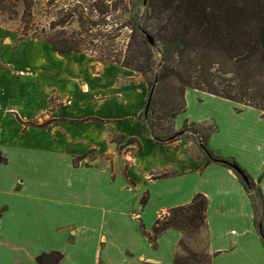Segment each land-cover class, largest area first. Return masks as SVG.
<instances>
[{
	"label": "crops",
	"instance_id": "obj_1",
	"mask_svg": "<svg viewBox=\"0 0 264 264\" xmlns=\"http://www.w3.org/2000/svg\"><path fill=\"white\" fill-rule=\"evenodd\" d=\"M191 91L203 101L221 98L187 89V106ZM54 93L64 102L52 104ZM147 95L146 83L130 68L89 53H61L41 38L21 37L0 26V151L8 160L0 163V264H38L43 253L57 254L58 264H172L182 233L168 229L154 247L140 221L150 231L158 217L190 203L197 193L209 199L208 247L217 252L211 264H264V239L252 201L257 193L246 190L234 169L207 163L200 148L193 152L189 139L160 143L142 134L138 117ZM229 102L222 105L227 108L225 135L219 143L212 131L208 146L235 160L264 199V112ZM90 122L114 131L109 142L126 163L122 182L107 154L95 158L110 161L109 182L98 184L89 175L76 179V173L95 166L77 158L87 161L91 149H97L91 145L86 152L70 154L73 148L59 138L75 141ZM45 131L53 132L48 143L44 137H33L32 143L21 140ZM120 134L138 138L141 148L136 144L133 153L118 154L111 139ZM63 159L66 168L59 166ZM164 172L169 175L155 177ZM136 173L145 184L132 203L123 192L132 191ZM145 193L149 199L143 206Z\"/></svg>",
	"mask_w": 264,
	"mask_h": 264
},
{
	"label": "trees",
	"instance_id": "obj_2",
	"mask_svg": "<svg viewBox=\"0 0 264 264\" xmlns=\"http://www.w3.org/2000/svg\"><path fill=\"white\" fill-rule=\"evenodd\" d=\"M117 3L124 15H129L128 22L122 23L131 29L127 50L122 58V52L114 56L110 45L104 46L107 52L101 50L98 58L130 68L144 77L151 99L148 110L147 98L145 109L138 117L142 134L156 142L173 143L182 139L188 129L192 128L194 133L198 131L201 124L188 120L181 130L175 128L176 117L187 107V89L203 91L264 112V0H131V6L127 0H117ZM101 10L109 13L107 8ZM147 34L154 38L153 45L148 42ZM36 36L61 53H90L81 48L83 40L74 35L66 39L52 35L33 37ZM166 93L171 104L160 116L156 114L155 106L159 97ZM163 119L169 120L168 125L162 122ZM189 123L191 126H187ZM212 131L214 128L203 137L199 148L207 163L217 162L231 169L236 166L238 170L234 171L246 190L257 193L256 200L252 197L255 224L264 239L262 193L235 160L222 158L209 148ZM114 141L120 149L130 144L141 148L136 137L120 134ZM7 161L0 151V163ZM166 175L169 172L155 177ZM148 199V193H145L141 199L143 206ZM208 207V197L197 193L190 203L174 206L158 217L150 231L142 221L140 229L154 247L166 230L176 229L182 233L179 245L185 254L178 252L172 264H211L217 252H210L208 247ZM1 215L2 211L0 221ZM204 233L206 255L187 247L188 240ZM37 261L38 264H58L59 256L43 253Z\"/></svg>",
	"mask_w": 264,
	"mask_h": 264
},
{
	"label": "rangeland",
	"instance_id": "obj_3",
	"mask_svg": "<svg viewBox=\"0 0 264 264\" xmlns=\"http://www.w3.org/2000/svg\"><path fill=\"white\" fill-rule=\"evenodd\" d=\"M127 3H130L129 6H131V0H127ZM105 6H109V8ZM102 8L109 9V13H103L101 10ZM128 20V13L124 15L123 11L118 7L117 0H0V26L9 27L20 35H23V37H33L34 35L48 37L52 35L54 38L59 36L66 39L74 35L83 40L81 48L96 57L102 54L101 50L107 52L104 46L110 45L115 52L114 56L122 52L123 58V54L126 52L130 41L131 29L130 27L122 25V23H126ZM84 29L89 32L85 33ZM89 34H91V36ZM36 38L39 37L36 36ZM157 58H159V55H157ZM136 75L140 80L145 82L142 75L137 72ZM201 98L203 99L202 96H197L191 91L188 98L187 110H185L186 112L180 113L177 118L180 127L177 129L175 124V128L178 131L182 129L187 119L189 122L196 121L201 124L198 126V131L194 133L192 128L188 129L182 137V139H189L192 142L191 148L195 153L200 151L199 144L211 128H214L215 138L221 143L220 137L223 136V134L225 135V125L227 124L225 121V116H227L225 111L227 108L222 105H227L228 103L226 102H229V100L223 101V99L220 98V100L210 99L203 101ZM64 99L62 95L57 93L51 96V101L54 105L64 102ZM170 104L171 99L169 95L167 93L161 95L155 106L156 114L163 116ZM233 106L235 107L238 105L234 104ZM210 112L214 113V115H210ZM162 122L168 125L169 120L163 119ZM29 124L38 125L36 122H30ZM187 126H191V124L189 123ZM83 128L84 133H80L81 137L75 141L69 140L68 142L63 141L67 140L63 139V137L59 138L61 140L60 142H64V144L69 143L70 147L73 148V150H70V154H77L79 151L86 152L91 145L97 149V151L91 149V152L87 155V161L83 159L82 156L77 158L78 162L95 163V166L87 171V173H76V179H83L89 175L90 178L97 181L98 184L100 183L103 185L104 182H109L111 174L110 161L104 156L95 158L97 154H107L113 159L114 172L121 178V182L125 180L126 175L123 169L126 163L121 156L115 155L117 147L115 148L114 144L109 142L114 132L112 128L106 124L96 122H90L89 125ZM250 131L251 134H257L256 130ZM51 134H53V132L45 131L36 135H28V137H23L21 140L32 143L34 141L33 137H44L45 143H48L47 136ZM116 137L117 135H115L114 138L112 137L113 140L111 139V141H114ZM4 146L9 147L6 143H4ZM136 149V144H130L123 149H118V154H131L133 150ZM66 159L60 161L59 166L61 168L67 167L68 164ZM133 178L137 179V182L132 191L129 193L127 191L126 193L123 192L124 197L126 196L132 203L137 200L145 184L142 174L136 173ZM120 187L122 188L121 185ZM187 247L193 251L206 255L205 233L200 237L188 240ZM179 252L185 254L182 250Z\"/></svg>",
	"mask_w": 264,
	"mask_h": 264
},
{
	"label": "water",
	"instance_id": "obj_4",
	"mask_svg": "<svg viewBox=\"0 0 264 264\" xmlns=\"http://www.w3.org/2000/svg\"><path fill=\"white\" fill-rule=\"evenodd\" d=\"M146 36H147L148 42H149L151 45H153V44L155 43L154 38H153L150 34H147ZM151 93H152V92H151ZM150 99H151V94H150V96H149V98H148V103H147L146 111L148 110L149 103H150ZM233 168L236 169V170H238L237 167L234 166V165H233ZM243 178H244L245 181H247L246 176H243Z\"/></svg>",
	"mask_w": 264,
	"mask_h": 264
}]
</instances>
